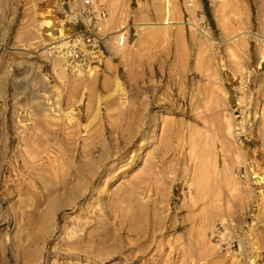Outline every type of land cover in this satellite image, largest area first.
I'll return each instance as SVG.
<instances>
[{"label":"rangeland","instance_id":"rangeland-1","mask_svg":"<svg viewBox=\"0 0 264 264\" xmlns=\"http://www.w3.org/2000/svg\"><path fill=\"white\" fill-rule=\"evenodd\" d=\"M98 1L141 83L0 5V264H264V0Z\"/></svg>","mask_w":264,"mask_h":264},{"label":"built area","instance_id":"built-area-1","mask_svg":"<svg viewBox=\"0 0 264 264\" xmlns=\"http://www.w3.org/2000/svg\"><path fill=\"white\" fill-rule=\"evenodd\" d=\"M61 4L59 20L68 21L70 29H74L66 31L53 43L47 39L46 51L59 55L69 71L76 74L88 72L96 63L98 54L109 51L112 36L105 33L108 11L98 0H62ZM114 33L118 36L114 44H123L127 35L125 31Z\"/></svg>","mask_w":264,"mask_h":264},{"label":"crops","instance_id":"crops-1","mask_svg":"<svg viewBox=\"0 0 264 264\" xmlns=\"http://www.w3.org/2000/svg\"><path fill=\"white\" fill-rule=\"evenodd\" d=\"M32 0H0V5H6L7 7H10L11 9H15L16 6H24L31 4ZM36 5L43 6L42 11L44 12L45 16L43 17L44 21L48 22L49 24H55V28L60 30L63 28V22L59 20L60 17V11H56L53 7L52 2L55 0H34ZM45 8V9H44ZM23 10V19H25V11ZM15 11V10H14ZM28 14V13H27ZM118 39L117 35H113L111 37L110 41V51L114 48L119 49L116 51L117 56L123 57V60L125 63H121L122 69L124 72L125 80L128 84L133 83H141L146 76V73L148 72V68L145 67L142 61H139L138 59L133 60L132 58L136 55L137 52H139L137 49H134L132 46L124 44H114V42ZM182 45L184 46V43L182 42ZM123 46V47H122ZM186 52V51H185ZM187 60V59H186ZM185 60V62H186ZM105 63L107 64V71L106 73H103V83L110 87L114 88L118 86V88L121 89V80L119 78V67H115L113 58H105ZM190 61L186 62V64H189ZM117 101V100H116ZM114 101L113 103H115ZM115 116V115H114ZM113 116V117H114ZM102 133V131H100Z\"/></svg>","mask_w":264,"mask_h":264},{"label":"bare ground","instance_id":"bare-ground-1","mask_svg":"<svg viewBox=\"0 0 264 264\" xmlns=\"http://www.w3.org/2000/svg\"><path fill=\"white\" fill-rule=\"evenodd\" d=\"M166 9H167V12H169V2L166 3ZM167 17H168V15H166V20H165L164 24H170V21L167 20ZM141 28L143 29V28H145V26H141ZM239 142L241 143L240 139H239Z\"/></svg>","mask_w":264,"mask_h":264}]
</instances>
